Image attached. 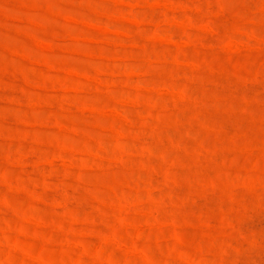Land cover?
Wrapping results in <instances>:
<instances>
[{
  "label": "rangeland",
  "instance_id": "374dc122",
  "mask_svg": "<svg viewBox=\"0 0 264 264\" xmlns=\"http://www.w3.org/2000/svg\"><path fill=\"white\" fill-rule=\"evenodd\" d=\"M0 264H264V0H0Z\"/></svg>",
  "mask_w": 264,
  "mask_h": 264
}]
</instances>
